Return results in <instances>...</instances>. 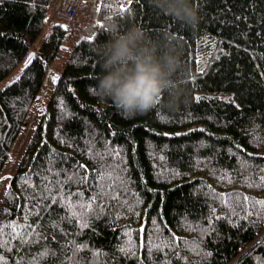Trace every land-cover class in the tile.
Instances as JSON below:
<instances>
[{
	"label": "trees",
	"instance_id": "16d2710c",
	"mask_svg": "<svg viewBox=\"0 0 264 264\" xmlns=\"http://www.w3.org/2000/svg\"><path fill=\"white\" fill-rule=\"evenodd\" d=\"M192 2L195 27L152 0H94L90 36L73 26L79 39L0 203V264H264V0ZM50 12V0H0V83ZM112 24L174 37L185 69L175 106L129 119L90 94ZM64 25L0 91V177Z\"/></svg>",
	"mask_w": 264,
	"mask_h": 264
},
{
	"label": "clouds",
	"instance_id": "9594fccd",
	"mask_svg": "<svg viewBox=\"0 0 264 264\" xmlns=\"http://www.w3.org/2000/svg\"><path fill=\"white\" fill-rule=\"evenodd\" d=\"M152 2L180 24L195 27L199 23L192 0ZM109 34L108 42L96 51L101 72L90 94L129 119L160 106H175L183 86L180 73L185 69L179 48L172 42L174 37L169 33L153 39L140 26L121 31L115 24L109 25Z\"/></svg>",
	"mask_w": 264,
	"mask_h": 264
},
{
	"label": "rangeland",
	"instance_id": "374dc122",
	"mask_svg": "<svg viewBox=\"0 0 264 264\" xmlns=\"http://www.w3.org/2000/svg\"><path fill=\"white\" fill-rule=\"evenodd\" d=\"M92 18H95V16L92 13V9H90V7L85 11H80L76 21L77 24L75 26L80 23L90 24ZM55 20L57 19L54 17V14L51 11L49 16V23L46 29L44 30V33L39 37V39L34 43V45H32L26 57L19 63L16 69L0 83V91L11 81L15 80L23 71V69L27 66V64L34 58V55L36 54L38 48L41 46L43 39L49 32L50 25L54 24ZM64 26L67 29L68 36L62 42V46L59 49L57 58L51 63L46 80L44 81V84L39 92L38 98L32 105L30 112L26 118L25 124L21 129L17 140L12 145L7 161L3 167L0 177V203L10 183L11 178L18 167L24 150L32 137L35 127L38 124L41 115L46 109L47 103L49 102L57 79L65 68V65L67 63L69 55L71 54L74 44L79 39L77 28H73L72 25L71 27H69L70 25L68 24Z\"/></svg>",
	"mask_w": 264,
	"mask_h": 264
},
{
	"label": "built area",
	"instance_id": "2783aa9c",
	"mask_svg": "<svg viewBox=\"0 0 264 264\" xmlns=\"http://www.w3.org/2000/svg\"><path fill=\"white\" fill-rule=\"evenodd\" d=\"M94 0H50V9L57 19L55 21L75 26L80 11H85ZM92 23L85 24L82 34L90 36Z\"/></svg>",
	"mask_w": 264,
	"mask_h": 264
},
{
	"label": "snow or ice",
	"instance_id": "6c2138e0",
	"mask_svg": "<svg viewBox=\"0 0 264 264\" xmlns=\"http://www.w3.org/2000/svg\"><path fill=\"white\" fill-rule=\"evenodd\" d=\"M245 200H247L248 198L247 197H245L244 198ZM257 203H261V204H264V202H257ZM83 207H88V205H82ZM0 259H2V258H0Z\"/></svg>",
	"mask_w": 264,
	"mask_h": 264
}]
</instances>
